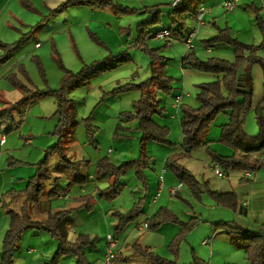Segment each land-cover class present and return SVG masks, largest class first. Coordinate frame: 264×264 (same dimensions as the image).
<instances>
[{
  "label": "trees",
  "instance_id": "1",
  "mask_svg": "<svg viewBox=\"0 0 264 264\" xmlns=\"http://www.w3.org/2000/svg\"><path fill=\"white\" fill-rule=\"evenodd\" d=\"M21 2L29 11L39 13L27 1L21 0ZM203 5L204 0H181L176 6H172V4L160 5L150 13V18L138 24L137 37L130 45L139 44L140 50L149 57L150 76L141 83L126 84L114 88L107 92L106 95L116 96L132 90L140 92L139 99L132 104L133 111L121 114V118L127 123L138 121L136 130L142 135L139 143V157L120 166L114 165L107 157L100 159L96 164V170L92 178L94 182H106L108 186L104 189L98 188L93 196L85 195L76 198L75 202L78 207L60 209L58 211L49 210L43 221L32 219L30 208L40 203L45 192L46 182L52 181L54 183L48 193L50 200L69 192V188L63 189L61 185L65 176L69 187L73 185L83 186L90 182L91 174L86 172L84 167L88 166V161H71L66 154L65 140L79 123L77 120V104L71 98V94L78 89L89 88L93 79L98 75L130 63L132 61V56L129 53L130 47L120 54H109L102 60L84 64L77 73L65 67L58 57L57 50L54 49L57 54L56 61L64 71V77L58 89H52L49 86L45 89L29 87L17 79L15 75L8 77L11 84L20 92L21 98L17 102L7 104L3 109H0V124H8L7 132L19 129L31 105L46 97H53L56 105L55 118L57 119L54 135L57 137V141L48 147L43 160L35 165V175L30 179L27 188L21 193L25 196V200L19 211L12 209L11 204H2V208L6 210L10 222L3 239L1 264L15 263L14 254L19 249L23 234L28 228L44 231L57 241L58 247L55 254L45 264H59L60 259L66 256L74 257L76 260L75 264H94L89 260L86 250L96 249L98 238L79 235L75 241H70L68 235L74 223L72 213L78 209L92 211L95 206V198L99 197L110 201L121 195L125 189V184L121 183V177L130 168L135 169L137 178L142 181L144 189H147L148 182L145 171L152 161V157L149 156L147 150L149 142L173 146L169 140L170 130L167 127L158 125L154 120L155 116L163 117L166 112L165 107L160 105L158 94L162 93L170 96L175 89L173 86L174 78L167 74L165 58L160 55L162 49L168 46V42L162 48L154 49L149 47L148 40L152 35L154 36L151 29L162 25V15L167 14L169 25L154 33L168 30L170 37L167 41H184L187 33L190 32V30H187L188 19L199 15ZM223 5L226 8L225 2ZM77 6H86L96 11H109L117 17L135 15L138 11L135 8L124 6L116 0H67V2L56 9L49 10V14L42 18L38 27L46 19L56 16L70 7ZM246 9L251 10L256 17V26L262 36V42L259 46L247 45L233 38L229 28H218L217 35L204 41V43L209 47L219 44L232 47L234 49L233 61L220 57L202 60L193 51L183 58L187 67L221 76L216 82L204 83L198 86L197 100L200 103L199 108L194 109L187 105L181 106L180 123L182 145L185 153L171 155L165 164V168L189 189L192 196L199 201L203 195V185L190 170L180 163L182 158L190 157L193 151L205 148L211 160L224 172L256 173L264 169V159L258 158V155L264 151V101L256 109L253 108L254 93L252 81L251 79L248 81V75L243 77L240 73L241 68L245 64L253 61L257 51L264 50V19L261 15L262 10L255 5H247ZM87 34L95 45L107 48L106 44L96 33L87 29ZM69 36L72 48L80 58L79 49L71 33ZM24 37L13 43H5L0 40V50L3 54L0 56V64L6 63L13 56L14 51L26 40ZM54 47L56 48V46ZM248 52L250 54H247ZM36 64L41 75L44 76L45 74L38 57L36 58ZM29 83H31L30 79ZM252 111L255 112L258 127L255 135H249L245 131L247 117ZM221 114L227 115L228 121L221 127L219 142L233 151L231 156L218 154L209 147V142L205 141L213 123ZM15 116L18 117L17 122L15 121ZM84 123L89 144L97 148L98 140L91 118L85 119ZM129 131H131L130 128L117 125L114 137L117 140L125 138L127 136L123 133H128ZM55 156L60 158V165L56 167L57 172L61 174L60 176H54L50 171V160ZM204 186L216 205L228 208L234 212L239 210L240 201L235 193H221L212 190L206 183ZM10 193L13 195L15 192L12 190ZM174 196L187 203V200L179 192ZM111 212L117 219L115 234H119L143 214V206L141 200H139L126 213H122L119 210H112ZM147 221L145 223L147 228L154 230L161 228L165 224L178 225L181 228L167 246L172 259L162 257L149 246L144 247L138 243L132 246L133 255L146 259L148 264H178L183 244L186 242L188 235L200 223L198 218H192L187 223L183 222L175 213L163 206ZM212 226L216 230H223L227 233L231 244L244 250L251 264H264V226L256 232L225 221H220ZM120 259L124 258L116 257V260ZM191 264L206 263L198 258L194 251Z\"/></svg>",
  "mask_w": 264,
  "mask_h": 264
},
{
  "label": "rangeland",
  "instance_id": "2",
  "mask_svg": "<svg viewBox=\"0 0 264 264\" xmlns=\"http://www.w3.org/2000/svg\"><path fill=\"white\" fill-rule=\"evenodd\" d=\"M39 2L40 0H36V3L39 4ZM149 2L156 3L151 0ZM123 3L132 7L142 6L139 0L127 1ZM247 5H250V3L247 1L241 2L238 6V9H241L242 11L246 10V14L250 16V19L254 24L252 28L256 31V35L258 36L259 30L256 26V17L251 10L246 9ZM149 7V12H153L154 5L149 4ZM5 8L6 10L2 13V15H0V34H4L7 37L8 43H13L14 41L16 42L23 36H25L24 38H26V40L21 44L20 47L16 49V51H14V55L11 56V58L6 63L0 64V74L9 70L4 77L0 78V109L4 108L6 101L7 104H12L21 98L20 92L9 81V76L15 75L17 79L29 87L31 86L37 87L38 89H45L47 86H49L52 89H58L60 87L61 80L64 77V71L56 61L57 54L65 67L74 73L79 72L84 64H88L87 61L95 59L96 56L94 53H86V51H83V54L79 52V58L72 48L70 36L69 38L66 36L63 38H52L53 32H60L63 28V22L65 18L64 13H59L52 17V21L50 22L51 25L45 22L38 27V24L42 20L40 15L29 11L22 4L21 0L12 1L10 4H6L4 6V9ZM262 11L264 12V9H262ZM12 13L17 19L22 20L29 26L19 27L16 23L17 21L15 20V16ZM150 13L148 14L147 12V14H141L138 17H135L134 15L122 16V18H125L124 23H126V25L128 24V21H130L129 23L132 26V40L136 39L137 37L138 23L143 21L144 18H150ZM165 16L166 15H164L162 18V25L159 26L161 28H164L169 24L168 18ZM10 26H13V28H9ZM46 26L52 27V29H49L48 27L46 28ZM247 27L248 25H246V29ZM17 29L21 30L22 33L18 32ZM88 37L89 36L86 35L85 39ZM54 39L57 40L58 44L54 42ZM132 40L130 38L131 44L133 43ZM37 42H40L41 46L39 45L36 47ZM171 42L173 43V47H171V49L168 51L169 54H167V52L165 54L167 55V59L170 58L167 61V70L171 73H173L175 70V75L178 77L177 73L180 70L182 55L184 52H189L190 50H188L185 43L181 41L172 40ZM80 43L83 45L82 42ZM162 44L165 45V41H163ZM197 44L198 43H196V45ZM199 44L201 45V43ZM159 45V43L151 44V48H156ZM54 46H56V48ZM127 47H129V45H127ZM229 47L230 46L227 48ZM54 49L57 50V54ZM133 49L134 48L131 49L132 51H129L132 56V61L130 63L125 64L113 71L98 75L93 79L89 88H81L71 94V98L77 102V120L79 123L74 131L65 140V146L67 147L66 154L71 161H88V166L84 167L86 172L91 173V175H94L96 164L100 159L105 157L110 158L112 155V153L109 152L110 149L113 150L114 155L121 151L122 146H125L127 149L126 157L123 158L120 164H116V166H120L125 162L139 157V143L142 135L136 130L138 127V121L135 120L130 123L123 121L121 124H119L117 119L120 113L119 109H126L125 107H130L127 108V110H130L133 107L132 102L139 99L140 92L132 90L116 96L106 95L107 92L112 90V88H108L110 83H116V81H119L113 86L114 88H117L126 84L141 83L150 76L149 57L142 50ZM122 52V50L117 49L113 52V54L117 55ZM1 55L3 54L0 50V56ZM37 57L40 60L41 66L43 68L45 74L44 76L41 75L39 68L37 67ZM205 57L208 58L209 56L205 55ZM210 57H221L222 59L226 60L233 59V56H221L217 53H213L210 55ZM198 72L204 73L200 71ZM29 79L31 80V83H29ZM106 80L108 81L105 82ZM173 86L174 88L176 87L175 84H173ZM164 96H166L168 99V103L172 101L171 95L167 96L162 93L158 94V100L160 101V99ZM55 112V99L53 97H46L28 108L24 122L19 127V129L7 132L8 124H0V139L2 134L5 135V142L7 143L4 146L0 145V200H5L7 202L10 201L9 199L12 187L11 184H9V178L13 175L16 176V179L13 181V183H18L21 180H19L17 177H19L20 174H24L26 176L27 182L29 183L31 179L29 178V175H32V177L35 175V165L43 160L45 157V151L48 149V147L56 143L57 137L54 135V130L57 124V119L55 118ZM224 116L225 114L219 115L215 122L219 123L223 121ZM155 117H157V119L162 118L158 116ZM88 118H91V122L96 131V137L98 140L97 148L91 146L87 139L84 120ZM15 121H18L17 116H15ZM118 124L131 129V131H129L130 133L128 132L129 134H127V137L119 140L115 139L114 137L116 126ZM121 140L123 141L121 142ZM169 140L173 143L172 147L157 144L152 141L150 142L151 146L149 150V156L152 157V161L148 169L145 171L148 182L147 189H144L142 181L137 178L135 169L130 168L121 177V183L125 184V189L122 191L121 195L110 201L100 199L99 197L95 198V206L92 211L89 212L85 209H78L72 213V219L74 217V223L71 227V230L69 231L68 239L70 241H75V238L79 235H88L91 238L97 237L98 240L96 242V249H90L87 251L89 260L94 264H106L105 255L108 250L107 236L109 234L112 235L117 241L116 255L118 257L124 258L115 260L114 264H148L146 259L133 255L132 246L137 243L144 247H151L155 253L161 255L162 257L172 259V255L169 253L167 246L168 243L175 237V234L177 235L179 233L181 228L178 225L173 224L163 225L161 226V229L159 228L157 230L144 227L145 223L148 222V218L152 215L154 209L156 207L163 206L166 201H168V199L172 198L171 205L173 206L174 210V212H172L175 213L183 222L187 223L192 218H198L200 220V223L192 231L193 244L189 241L188 243H190V246L187 245L186 242L184 243L178 264H191L194 252V248H191L192 245L196 247L197 243L203 244L205 239L209 240V235L204 236V234L207 230H209V228H214L212 224H209V212H213L211 211V208H209L210 206H216L220 212H227V214L232 212V210L229 209H221L220 206L216 205L207 192V195H203V200L201 199L199 201L194 198L188 200L187 203H184L177 197H170L169 192L167 191L168 189L166 188L163 190L159 202L157 204L154 203L156 201L154 200V197L157 196L158 192L157 181H164L168 188L171 187L168 186V179L170 178L173 181L172 173L168 169H166V172H164L166 160L171 155L181 154L184 152V147L178 140L177 133L172 132L171 135L170 131ZM148 149L149 148L147 147V150ZM181 150H183V152ZM199 150L193 151L190 157L182 158L180 163L183 166H190V164L196 166V163L198 162L194 161L196 158L195 152ZM164 151L167 152L166 158L161 160L160 155H162ZM199 152L200 153H197V155H208L206 149L205 152L207 155L204 151ZM153 153L159 154L158 160L152 155ZM188 158H192L193 161H187L186 159ZM58 165H60V158L55 156L50 160V171L54 176L61 175L57 172L56 167ZM2 177L6 178V181L8 182V188H1ZM208 181L209 180L206 178L203 181V184H207ZM61 183L63 189L69 188V192L66 193V195L69 194L72 196V198L67 200H59L58 198L50 200L48 193L52 189L54 183L52 181L46 182L45 192L43 193L40 203L35 205V207L32 209L35 220H43L45 216H47L48 210L58 211L60 209L78 207V204L75 202L76 198L81 197V195L93 196L98 189L95 187V183L93 182H88L83 186L73 185L69 187L66 176L64 179H62ZM175 184H178V180ZM98 185L100 189H104L108 186L106 182H98ZM184 188L185 190L183 192V197L185 198L190 191L186 187ZM8 189L10 191H8ZM17 189L21 190L23 188L17 187ZM83 189L84 193H82ZM23 200V197L19 198L20 205ZM139 200H141L143 206V214H141L137 220L128 225L124 231L119 234H115L117 219L112 215L111 211L119 210L122 213H126L132 208L134 203L138 202ZM20 205L13 206L12 204L14 207L13 209L18 211L20 209ZM46 206L48 210L42 212V208ZM9 222L10 218L6 213V210L3 208L0 209V264L3 239L9 227ZM249 230L252 229L250 228ZM57 247V241L46 232L37 230L35 228H28L23 234L19 249L14 254V264H45L53 257ZM118 247H120V249ZM200 248H202L204 252L211 251L207 245H204V247ZM247 262V264H251L248 257ZM75 263L76 260L72 256L63 257L59 262V264ZM205 263L210 264L209 262ZM214 264L221 263L214 262Z\"/></svg>",
  "mask_w": 264,
  "mask_h": 264
},
{
  "label": "crops",
  "instance_id": "3",
  "mask_svg": "<svg viewBox=\"0 0 264 264\" xmlns=\"http://www.w3.org/2000/svg\"><path fill=\"white\" fill-rule=\"evenodd\" d=\"M12 1H15V0H0V15H2V13L6 10V8L4 9V6L6 4H10V2ZM25 1L33 5L36 8V10H38L40 14L39 13H35V14H39L41 19L44 16H47L49 14V10L56 9L61 4L67 2V0H40L38 4L36 3V0H25ZM116 1L123 4L124 6L137 9L138 11L135 13L134 15L135 17H138L141 14H147V12L149 14L150 13L149 4H153L154 10H156V8L160 5L166 6V5H171L172 3V0H151L156 3H151L149 2L150 0H139L142 6L132 7V6L126 5L123 2L133 1V0H116ZM245 1L249 2L250 4L255 5L257 8L261 10L264 9V6H263L264 0H239L238 3L231 10H227L224 7L223 3L225 2V0H204V5L201 8V10L204 11L203 12L204 23L202 25L199 24L196 19L197 16L194 18L188 19L187 30L195 32V38H194L195 47L193 50L183 53L182 58H181V63H180V70L177 73L178 77L175 75L176 74L175 70L173 71V73L167 70V66H168L167 61L170 58L167 59L166 58L167 55L165 54L166 52L167 54H169L168 51L171 49V47H173L172 46L173 43L171 42L172 40L167 41V39H155L154 32L157 30H162L163 28L157 26L151 29L153 30L154 36L152 35L148 40L149 47H152L151 44L159 43L160 45L156 48H162L164 45L162 44L163 41H165V43L168 42V46L165 49H162L160 54H163L162 56L165 58L167 74L168 75L170 74V76L174 78V84L177 87V88L175 87L174 92L171 95L172 101L170 103H168V99L166 98V96L160 99L159 101L160 105L163 107L165 106L167 112L165 113L164 117L158 118L160 120H158L157 117H154V120L160 126L169 127L168 129L171 131V135H172V132L177 133L178 140L181 143H182V134H181V128H180L181 106L187 105V106L193 107L194 109L199 108L200 103L196 99L197 94L199 92L198 86L204 83L216 82L221 78L220 75L218 76V75H213L210 73L209 74L199 73L198 71L190 67H187L186 63L183 61V58L193 51V53H195L196 56L202 60L211 58L210 55H212L213 53H217L221 56H224V55H226L227 57L233 56V59L228 60V61H233L234 52L232 48L230 47L227 48L228 46L221 45V44L209 47L207 46V44L204 43V41L209 40L212 37L217 35L218 28L219 29L229 28L230 34L233 38H236L242 43L247 44V45L259 46L262 42V36L260 32L257 36L256 31L252 28L254 24L252 23L250 16L246 14V10L242 11L241 9H238L239 4ZM61 13L65 14L63 28L60 32H53L52 38L54 37L63 38L64 36L69 38V34L72 33V36L77 44L79 52L83 54V51H86V53H94V55L96 56L95 59H91L87 61L88 64H91L92 62L99 61V60L106 58L109 54H113V52L117 49L122 50V51L127 50L129 47H130L129 51H132L131 50L132 48H134L133 50L140 49L139 44L137 43L130 45L131 44L130 38L132 40V26L129 23L130 21H128V24L126 25V23H124L125 18L117 17L112 12L96 11L86 6H77V7H70L68 10L63 11ZM164 15H166L165 17L168 18L167 14H163V16ZM261 15L264 19L263 11L261 12ZM15 20L17 21L16 23L18 24L19 27L29 26L27 25V23H24L22 20L17 19L16 16H15ZM143 20H146V19L144 18ZM51 21H52V17L46 19L44 23L46 22L50 24ZM246 25H248L247 29H246ZM47 27L49 29H52V27L46 26V28ZM9 28H13V26H10ZM87 29H90L91 31L96 33L97 36L100 37L102 41L106 44L107 48H102V47L95 45L90 40L89 37L85 39L86 35L88 36ZM187 30H186V33H187ZM17 31L22 33V31L19 29H17ZM0 40L5 43H8L7 37L4 34H0ZM54 40H55L54 42L58 44L57 40L56 39ZM134 40L132 41L134 42ZM80 42H82L83 45H81ZM181 42L185 43V41H181ZM196 43L198 44L196 45ZM199 43H201V45ZM37 45L41 46V43L37 42L36 47ZM127 45H129V47H127ZM247 54H250V53L248 52ZM205 55L209 57L206 58ZM8 71L9 70L0 74V78L4 77L8 73ZM240 73L243 77L248 75V81L249 79H251L252 81V87H253V93H254L253 108L256 109V107L264 101V50L257 51L256 57L253 59V61L249 62L248 64H245L241 68ZM107 81L108 80H106L105 82ZM118 82L119 81H116V83H110L108 88H112L113 90L114 84H117ZM6 105H7V101L4 107ZM125 108L126 109H123V108L119 109L120 113L117 119L118 120L117 122L119 124H121L124 121L121 118V114L124 112H131L133 107L130 110H127V108H130V107H125ZM123 110H127V111H123ZM227 121H228V117L227 115H225L223 118V121L219 123L214 122L208 136L205 138V141L209 142V147L222 156H231L233 154L231 149L219 143L221 127L224 124H226ZM245 131L249 135H255L258 131V127L256 123V116H255L254 111H252L250 115L247 117L246 124H245ZM129 133H123V134L127 136V134ZM2 136L5 137V135L2 134L1 138ZM5 140H6V137H5ZM122 141L123 140H121V142ZM0 142H1V139H0ZM5 144L7 143L6 142L4 144L0 143L1 146H4ZM150 146H151V143L149 142L148 151L150 150ZM181 151L183 152V150ZM199 151L205 152V149H202ZM199 151L195 152L196 158L194 161L198 162L196 163V166H194L193 164H190V166L185 165V167L188 170H190L194 174V176L203 185L202 186L203 195L204 194L207 195L206 188L204 187V184H203V181L207 178V180H209L207 183L209 185V188L215 191H219L221 193H235L238 196L239 201H240L239 210H237L236 212L232 211L230 212V214H227V212H220L216 206H210L209 208H211V211L213 212H209V224L213 225L220 221H225V222L235 223L248 230L251 228L252 230L250 231H254V232L259 231L264 226V169L256 173L224 172L225 177H219L217 175V170L221 171L222 169H220L219 166L211 160V158L207 155L206 152L205 153L207 156H204V154L197 155V153H200ZM109 152L112 153L109 159L114 165H116V164H120L123 158L126 157L127 149L125 146H122L121 151L115 155L113 154L112 149H110ZM183 153H185V149ZM148 154H150V151L148 152ZM155 154L156 153H153L152 155L155 156L158 160L159 154H156V155ZM166 154L167 152L164 151L163 154L160 155L161 160L166 158ZM258 158L262 160L264 159V151L258 155ZM186 160L193 161L192 158H188ZM17 178L21 180L18 183L16 182L13 183V181L16 179V176L13 175L9 178V184H11V187H12L11 190H13V192L15 193L13 195H11L10 193V199H9L10 201L8 202L5 200H0V209H2L3 203L11 204V208L13 209L14 208L13 206L20 205L19 204L20 197H23L25 200V196L22 195L21 193L26 189L28 185L26 176L24 174H20L19 177ZM29 178H32V175H29ZM90 182L95 183L96 188H100L98 185V182L93 181L92 175L90 177ZM157 182H158L157 191H159L160 186L163 184L164 185L163 190L167 188L168 192L170 188L175 187L180 183L178 181V184L177 185L175 184L177 182V179L174 176H173V181L170 178L168 179V182H169L168 186H171L169 188L165 185L164 181L158 180ZM17 187L23 188V189L18 190ZM184 187L185 186H183V189L179 192L182 195V197H183V192L185 190ZM1 188H8V182L6 181L5 177H2ZM8 191L10 190L8 189ZM82 193H84V189ZM188 195L187 197L185 198L183 197V198L186 199L187 201L194 199V197L192 196L190 192H188ZM203 195L201 196L202 200H203ZM169 196L175 197V196H172L170 193H169ZM155 197H154V200H155ZM71 198L72 196H70L69 194L67 195L63 194L61 195V198L58 197L59 200L60 199L67 200ZM159 199L155 201L154 203L157 204L159 202ZM171 202H172V198L168 199V201H166V203L163 206L167 207L168 209L174 212ZM22 203L20 205V208L22 206ZM33 207H35V205L30 208V215L32 219L35 220L33 216V210H32ZM159 208L160 207H156L150 217H152L158 211ZM220 208L228 209L224 207H220ZM46 210H48L47 206L42 208V212H45ZM43 220H40V221H43ZM73 222H74V217H73ZM207 235H209V240L207 239L208 241L207 246H209V248L211 249L210 252L208 251L204 252L203 249L200 248V247H204V244L202 243L201 244L197 243L196 247H194V245H192L191 247V248H194V251L198 258H200L204 262H209L210 264H214V262H219L221 264H239V263L247 264L248 263L247 256L244 250H241L233 246V244H231L229 240L228 234L225 233L223 230L219 231L211 227L204 234V236H207ZM188 241L191 243L193 242L192 233L189 234L187 237V240H186L187 245L190 244L188 243ZM118 248L120 249V247ZM87 251L88 250H86V252Z\"/></svg>",
  "mask_w": 264,
  "mask_h": 264
},
{
  "label": "built area",
  "instance_id": "4",
  "mask_svg": "<svg viewBox=\"0 0 264 264\" xmlns=\"http://www.w3.org/2000/svg\"><path fill=\"white\" fill-rule=\"evenodd\" d=\"M181 0H172V6H176L180 3ZM239 0H226L225 1V6L228 10H231L237 3ZM203 10L200 11L199 15L196 17L197 21L199 24H203L204 20H203ZM170 37V32L168 30H164L161 32H158L155 34V39H168ZM194 38H195V32L194 31H190L189 33H187L186 37H185V44L188 48V50H193L194 49ZM39 46V45H37ZM5 137L2 136L1 138V144L5 143ZM220 168V167H219ZM221 169V168H220ZM223 170H217V175L219 177H225V173ZM164 172H166V169H164ZM183 184L179 183L177 186L172 187L169 189V193L174 196L175 194H177L178 192H180L183 189ZM163 188L164 185L162 184L160 186V189L158 191L157 196L155 197V200L157 201L160 197L161 194L163 192ZM145 228H147V224L144 225ZM107 241H108V250L107 253L105 255V262L106 264H114L115 260H116V248H117V242L114 239V237L112 235H108L107 236ZM203 244L207 245L208 241H204Z\"/></svg>",
  "mask_w": 264,
  "mask_h": 264
}]
</instances>
